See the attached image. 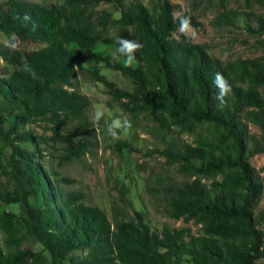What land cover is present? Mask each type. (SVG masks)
I'll list each match as a JSON object with an SVG mask.
<instances>
[{
	"label": "trees",
	"instance_id": "1",
	"mask_svg": "<svg viewBox=\"0 0 264 264\" xmlns=\"http://www.w3.org/2000/svg\"><path fill=\"white\" fill-rule=\"evenodd\" d=\"M102 1L120 6V16L111 22L131 27L141 45L134 54L136 66L125 67L97 50L99 43L119 47L103 30L110 14L103 13L100 29L90 18L89 7ZM252 1L264 7V0ZM243 13L256 23H245L247 30L264 44V15ZM241 14L230 9L220 16L232 25ZM192 20L173 17L167 0L155 11L140 2L123 7L121 0L0 4L3 34L46 44L27 54L0 45V56L17 67L0 75V143L11 149L7 169L0 159V176L6 174L13 181L11 188L0 187V204L18 203L21 208L19 214L0 212V231L11 248L0 246V264L43 259L40 253L21 248L26 236L42 245L50 256L48 264H259L264 242L254 203L263 194L264 177L249 158L264 152V92L260 90L264 56L223 62L202 45L172 36L182 22ZM92 63L130 79L131 91L116 86L97 68L92 71L123 109L148 114L161 127L173 126L183 133L194 132L200 124L212 125V138L164 151L183 172L195 175L170 187L169 214L193 221L199 233L192 234L186 226H164L158 232L140 213L112 224L101 208L85 204L81 192L63 190L38 163L39 144L46 137L26 128L36 120L47 121L51 140L70 144L67 157L84 152V144L74 139L82 125L68 135L62 131L70 118L81 116L86 97L64 85H71L78 68ZM217 72L231 86L223 108L217 106L218 89L213 83ZM247 122L260 133H250ZM202 176L211 182L206 184Z\"/></svg>",
	"mask_w": 264,
	"mask_h": 264
},
{
	"label": "rangeland",
	"instance_id": "2",
	"mask_svg": "<svg viewBox=\"0 0 264 264\" xmlns=\"http://www.w3.org/2000/svg\"><path fill=\"white\" fill-rule=\"evenodd\" d=\"M7 0H0L4 4ZM38 2L44 5L62 4L64 0H24ZM162 0H121L123 7L142 3L149 10H158ZM172 7L173 17H192L191 22L184 23L172 33L177 39H185L191 43L202 45L206 51L220 58L223 62L236 58L264 56V44L258 43L259 35L250 33L245 23L255 26L251 15L243 12H254L264 15V7L252 0H167ZM235 9L242 14L234 24H225L220 13ZM90 18L96 23V29L102 28L103 13H109L110 18L105 23L104 33L116 41L120 38L134 40L132 28L111 22L120 16V6L112 2H99L89 7ZM222 19V20H221ZM247 21H246V20ZM0 45L10 49H17L23 54L40 49L46 44L41 41H22L15 35H5L0 31ZM76 51V46L71 45ZM114 45L99 43L97 50L110 55L113 61L123 63L124 57L116 52ZM137 62L133 66H136ZM15 65L8 63L0 56V75L11 73ZM98 69L109 81L116 86L131 91L133 85L130 79L117 70H111L100 64H85L78 68L71 79V85L64 87L78 92L86 97V106L78 118H70L63 129L68 135L69 130L78 125L80 135L75 141L84 144V152L80 155L67 157L69 143L53 141L49 138L51 131L47 128V121L36 120L27 124L26 128H33L37 133L45 135L46 140L40 142L38 163L51 178L58 180L66 192L77 191L83 195L82 201L87 205L101 208L112 224L118 220H127L140 213L144 221L158 232L164 226L170 228L189 227L192 234L200 231L199 225L193 221L172 218L170 212L169 189L172 185L195 178L188 172H183L180 164L165 154L166 149L180 150L186 143L195 144L198 138H212V125L200 124L192 133L180 132L177 128H163L148 114H133L122 108L113 99L106 87L97 81L92 71ZM264 92V87L260 88ZM97 109L103 112L98 123L94 121ZM127 120L130 127L125 134L117 130L119 138L108 133V125L114 119ZM250 133L259 134V128L252 122H247ZM29 148V145L27 146ZM0 159L7 169L8 156L11 149L1 146ZM251 165L264 177V152L256 153L249 158ZM206 184L211 178L202 176ZM13 181L6 174L0 176V187L11 188ZM264 189L262 196L254 203V211L259 215L257 228L262 231L264 242ZM12 211L21 213L18 203H1L0 212ZM0 246L4 250L11 249L4 243V235L0 231ZM21 248L40 253L43 259L34 260L30 257L26 264H48L50 256L42 245L32 237L26 236ZM67 264V261L65 262ZM264 264V257L258 259Z\"/></svg>",
	"mask_w": 264,
	"mask_h": 264
},
{
	"label": "clouds",
	"instance_id": "3",
	"mask_svg": "<svg viewBox=\"0 0 264 264\" xmlns=\"http://www.w3.org/2000/svg\"><path fill=\"white\" fill-rule=\"evenodd\" d=\"M183 26L184 22H182L181 27L183 28ZM117 44L119 45V47L116 49V52L120 56L124 57V66L132 67L136 62L134 54L141 47V45L134 40L123 37L118 39ZM32 74L35 75L34 72ZM213 83L218 89L216 99L219 101V104L217 106L223 108L226 104L225 97L228 96L231 92V86L227 83L224 76L219 72L215 73ZM102 117L103 112L100 109H97L94 113V121L98 123ZM130 126V122L126 119L122 121L121 119L117 118L108 125V133L114 138H119L117 130H121L126 134Z\"/></svg>",
	"mask_w": 264,
	"mask_h": 264
}]
</instances>
